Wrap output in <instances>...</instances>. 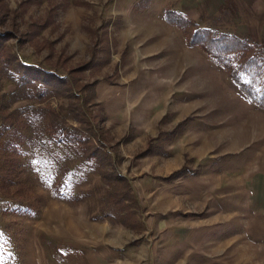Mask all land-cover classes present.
I'll use <instances>...</instances> for the list:
<instances>
[{
    "label": "rangeland",
    "instance_id": "1",
    "mask_svg": "<svg viewBox=\"0 0 264 264\" xmlns=\"http://www.w3.org/2000/svg\"><path fill=\"white\" fill-rule=\"evenodd\" d=\"M62 2L54 23L30 42L24 39L31 22L43 21L53 2L0 0L7 9L0 32L13 33L6 45L24 62L59 74L94 60L78 78L99 81L90 110L105 117L92 122L96 140L112 157L109 167L131 186L136 203L128 210L134 217L122 222L99 175L80 166L67 147L53 144L45 158L32 147L20 158L22 190L3 196L0 207L30 204L35 212L5 215L0 208V264H235L251 258L252 243L246 242L249 250L235 248L243 233L225 235L242 231L249 219L247 187L264 162V122L254 120H264V109L165 21L166 7L189 6V0H54ZM179 9L201 26L237 32L231 11L214 16L206 9ZM13 88L4 82L3 91ZM70 101L52 97L43 105L79 126L68 114ZM26 104L35 102L15 106ZM173 130L176 135L167 139L165 133ZM258 136L262 142H256ZM148 145L151 154L140 157ZM54 152L69 166L65 184L72 194L66 198L53 192L59 178L45 172ZM179 169L182 176L166 178Z\"/></svg>",
    "mask_w": 264,
    "mask_h": 264
},
{
    "label": "trees",
    "instance_id": "2",
    "mask_svg": "<svg viewBox=\"0 0 264 264\" xmlns=\"http://www.w3.org/2000/svg\"><path fill=\"white\" fill-rule=\"evenodd\" d=\"M49 1L53 2V5L49 8L47 17L39 23L31 22L24 40L33 42L41 31L54 23L56 9L65 4ZM24 4L26 2L21 5ZM4 10H7L6 7L0 8L1 22L4 17L1 12ZM221 12L212 15L217 16ZM164 19L178 29L187 45L198 47L211 57L254 104L264 109V46L259 41L247 35L238 36L235 32L201 26L192 16L178 8L166 7ZM213 25H216V22ZM12 36L11 31L0 32V201L3 196L9 197L12 192L22 190V187H18L22 185L19 181L24 166L20 158H23L32 147L42 149L45 158L49 155L46 151L54 144L58 147H67L70 150L69 154L75 158L79 157L77 163L80 166H89L99 175L106 186L105 195L113 205L114 211L119 212L122 222H131L130 219L134 216L128 210L129 204L136 203L131 186L125 176L109 167L112 157L101 141L96 140L98 133L95 132L92 123L97 119L103 123L105 117L101 113L92 116L90 110V105L96 104L93 103V98L96 96L95 87L99 81L95 79L91 82H82L78 78L80 73L90 68L94 60L90 58L82 65L68 67L65 74H59L41 63L24 62L6 45ZM53 43L50 42V46ZM5 81L14 87L13 90L3 91ZM52 97H67L71 100L67 111L79 126L69 125L60 111L43 105ZM20 101H33L35 104L15 106ZM176 132L175 130L166 132V138L174 137ZM150 154L151 149L148 145L139 156ZM51 156L52 167L45 172L49 177L52 175L59 178L60 184L54 183L53 192L58 197L66 198L68 194H72V190L69 191L65 184L69 166L64 164L60 155L55 152ZM183 174V169H179L166 178H176ZM0 208L5 215L9 213L23 216L35 212L30 204L17 203L15 206ZM7 259L9 261V258Z\"/></svg>",
    "mask_w": 264,
    "mask_h": 264
},
{
    "label": "crops",
    "instance_id": "3",
    "mask_svg": "<svg viewBox=\"0 0 264 264\" xmlns=\"http://www.w3.org/2000/svg\"><path fill=\"white\" fill-rule=\"evenodd\" d=\"M190 5H180L176 8L196 10L198 8L206 9L210 13H218L222 10L231 11V18L237 19V32L238 34H252L254 38L262 42L264 45V0H189ZM254 121H263L256 119ZM251 122V121H250ZM261 139H260V138ZM262 142V137L258 136L257 141ZM260 169L262 173L259 176H255L247 187L248 193V212L247 225L242 231L229 230L228 236L225 235V239H229L232 234L243 233V238L238 241L236 251L251 249L248 242L252 243V257L249 259L237 258L234 261L235 264H264V162L261 163ZM214 181V180H213ZM246 194V193H245ZM244 194V195H245ZM246 196V195H245ZM240 209V207H235ZM244 209V208H243ZM251 211V212H250ZM242 229V228H241ZM233 232V233H232ZM246 234H252V241L247 238ZM237 241V240H235ZM233 241V242H235ZM247 242V243H246ZM249 244V243H248ZM241 247H240V246ZM242 256V254H239ZM249 260V261H248ZM70 264H128L132 261H68ZM194 264H229L227 261L215 263L214 261H193ZM133 264V263H132Z\"/></svg>",
    "mask_w": 264,
    "mask_h": 264
}]
</instances>
